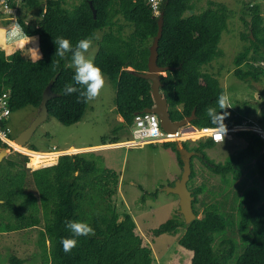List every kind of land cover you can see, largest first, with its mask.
<instances>
[{
  "label": "trees",
  "instance_id": "trees-1",
  "mask_svg": "<svg viewBox=\"0 0 264 264\" xmlns=\"http://www.w3.org/2000/svg\"><path fill=\"white\" fill-rule=\"evenodd\" d=\"M77 1L68 6V0H25L26 10L38 14L36 28L30 30L21 18L18 21L28 36L37 37L41 59H25L18 46H13L9 53L0 46V93L6 88L10 90V108L14 112L28 106L37 109L44 91L50 87L55 96L47 102L48 118H54L63 126L77 124L88 103H78L76 94H63L65 84L72 82L74 70L66 67L68 60H62L56 66L58 57L55 56L54 41L63 36L75 45L84 38L94 40L96 32L105 30L98 42L94 63L113 84L115 111L123 126L129 127L135 114L154 105L150 81L134 73L147 71L149 48L157 33L158 18L152 14L147 0ZM194 6L193 0H162L164 22L157 64L168 70L160 76V93L167 101L172 121H180L195 110V119L190 126L217 128L210 122L206 108L216 107L217 97L225 90L217 78L204 73L203 68L220 57L218 44L227 28L222 18L224 9L209 1L205 9L195 13ZM245 12L251 18L247 23L241 17L248 26V33L240 34V38L249 44L233 58L232 72L241 81L257 82L264 78V69L253 65L258 57L264 61V24L258 5L247 6ZM127 27L131 28L129 33H125ZM224 111L227 112L223 120L225 126L241 125L250 114L248 109L240 107ZM235 135L243 139L246 146L223 163L207 157L206 150L215 146L209 138L193 141L192 147L188 141H182V146L202 154L195 158L225 182L228 174L234 178L239 176L236 167L246 159H255V171L264 184L263 140L249 131H238ZM161 145L176 153L182 167L177 144L166 142ZM6 148L8 146L0 141V150ZM43 163L39 165L43 167ZM39 165H31V158L19 153L7 154L0 163L1 232L7 234L37 228L42 218L44 229L39 232L38 246L45 264H152V251L143 246L142 238L135 234L136 225L131 216L124 214L120 219L111 203L119 180L115 172L105 169L98 173L82 153L60 156L55 165L48 167H37ZM31 168L41 169L25 170ZM191 168L190 181L194 178L193 165ZM29 180L31 187L27 184ZM202 191L200 187L192 190L196 216L194 205ZM151 196L156 197V193ZM236 212L235 222H228L217 205L206 204L201 216L191 223L172 219L151 233L156 237L183 230L178 245L192 253L190 264H230L233 259V264H264V186L263 189L245 190L238 200ZM68 220L88 223L95 235L77 237V246L65 254L60 241L72 238L65 228ZM231 224L241 237L246 236L236 257L235 240L224 236L218 241L215 239ZM9 261L22 264L16 257Z\"/></svg>",
  "mask_w": 264,
  "mask_h": 264
},
{
  "label": "rangeland",
  "instance_id": "rangeland-1",
  "mask_svg": "<svg viewBox=\"0 0 264 264\" xmlns=\"http://www.w3.org/2000/svg\"><path fill=\"white\" fill-rule=\"evenodd\" d=\"M209 1L222 6L224 9L222 18L227 28L218 44L220 57L205 66L203 71L217 78L225 93L229 95L232 108L248 109L250 114L247 119L264 129V78H260L257 82L241 81L232 72L234 70L233 58L249 44L247 40L240 38V34L248 33V26L244 24L241 17L249 23L251 17L245 14L246 8L258 5L264 24V0H193V3L198 10H203L208 6ZM76 3H78L77 0H68V6ZM33 15L35 20L38 14L35 12ZM130 31V27L125 28V33ZM104 33L105 30L96 32L92 48L89 50L91 57L95 56L98 42ZM1 45L6 53H9L15 46ZM27 59L30 57L28 56ZM253 65L264 69V61L260 57L253 62ZM104 78V88L97 99L88 103V108L80 122L72 126H63L50 117L37 127L25 147L34 148L37 152H49L54 147L59 152L71 147L92 148L102 143L132 140L131 127L123 126L121 118L115 111L114 86L105 75ZM202 82H205L204 79ZM36 114L37 109L31 106L11 112L7 120L10 137L15 139L21 131L28 127ZM191 132L192 130H186L183 132L184 138H175L172 142L181 146L182 141H188V145L192 147L193 141L198 138L192 136ZM245 146L246 142L243 139L231 133L221 143L215 144L205 153L214 162L223 163ZM5 150L9 151L8 154L17 153L11 149L6 148ZM71 151L67 153H77ZM78 153H82L83 157L92 162L98 173L108 169L117 174L119 184L111 203L115 206L120 219L124 214L131 216L136 225L135 234L142 238V245L152 251V264H190L192 253L178 245L183 230L164 233L156 237L151 233L168 220L181 221L183 219L178 213V196L162 190L173 186L176 178L181 174V167L174 151L158 143L142 146L124 144L109 148L88 149ZM50 157L53 156L33 153L31 154V165H39ZM49 163L42 165L51 166ZM253 164L254 161L251 160L243 162L241 166L236 167L240 173L239 176L234 178L232 174H228L225 182L219 175L210 172L198 159L194 158L192 161L193 171H195L194 178L189 181L188 188L191 191L199 187L203 190L198 195L195 205L197 217L201 216L206 204H215L219 211L225 214L227 221L234 223L237 218L236 206L245 190L252 187L263 189L264 186L256 171L253 170ZM25 170L34 171L36 169ZM27 184L31 187L30 180ZM152 193H156V197L151 196ZM43 227L44 222L41 218L39 225L34 229L7 234L0 231V264H11L9 261L11 257L21 260L22 264H45L41 260L38 246L39 232L43 231ZM223 236L235 240L236 257L242 250L246 236L241 237L234 224L229 225L225 233L216 236L215 239L218 241ZM233 262L234 259L230 264Z\"/></svg>",
  "mask_w": 264,
  "mask_h": 264
},
{
  "label": "clouds",
  "instance_id": "clouds-1",
  "mask_svg": "<svg viewBox=\"0 0 264 264\" xmlns=\"http://www.w3.org/2000/svg\"><path fill=\"white\" fill-rule=\"evenodd\" d=\"M160 0H153V7L158 10ZM11 13V9H7ZM159 12L157 11V15ZM12 22L7 28L0 27V44L10 47L19 43L22 48L31 43L35 38L29 37L24 27L14 17ZM56 45L55 56L58 57L56 66L58 67L60 61L68 60L66 67L72 68L74 74L72 82L65 84L63 89L64 95H77L78 103H89L94 101L100 95L105 86V78L102 70L94 63V57L89 55V50L93 45V38L88 37L76 42L75 45L69 39L63 36H58L54 41ZM33 53V59L38 61L41 56L38 55V49H28ZM217 108L220 111H217ZM231 101L227 93L222 92L216 99V107L209 106L206 108L207 116L210 122L217 125L215 130V139L223 141L226 133V126L223 120L227 117L226 109H230ZM66 230L71 234L72 238H62L60 243L65 254L70 253L73 248L77 246V237L93 236L95 235L94 229L86 222L68 220L65 222Z\"/></svg>",
  "mask_w": 264,
  "mask_h": 264
},
{
  "label": "water",
  "instance_id": "water-1",
  "mask_svg": "<svg viewBox=\"0 0 264 264\" xmlns=\"http://www.w3.org/2000/svg\"><path fill=\"white\" fill-rule=\"evenodd\" d=\"M93 17H95V10L91 7ZM164 12L161 11L158 20H157V33L154 37L152 44L149 48V56L147 60V71L143 73H134L137 77L150 81L151 83V96L154 101L152 108L145 109V113L156 114L159 119V124L162 130L168 134L177 135L178 132H181L186 129L193 128L190 126V123L195 119V110L192 111L191 115L180 120L172 121L168 113V105L165 98H163L160 93L161 87V78L160 76L168 70L166 67H159L157 64L158 58V43L162 36L163 30V20ZM55 95L51 92L50 87H47L44 91L41 99V103L37 108V114L31 123L23 131H21L13 142L19 147L26 146L29 140L31 139L34 131L39 125L48 119V110L47 102L53 98ZM176 150L179 153L180 160L182 162L181 174L179 178L174 182V185L171 187H165L162 190L166 193L175 194L179 198V210L178 213L183 217L185 224L191 223L196 219V214L193 210V200L192 191L188 188V183L191 176V165L192 159L195 157H202V154L195 151H190L183 146H177ZM9 151L5 149L0 150V163L7 156ZM70 154V153H67ZM1 203V201H0Z\"/></svg>",
  "mask_w": 264,
  "mask_h": 264
},
{
  "label": "built area",
  "instance_id": "built-area-1",
  "mask_svg": "<svg viewBox=\"0 0 264 264\" xmlns=\"http://www.w3.org/2000/svg\"><path fill=\"white\" fill-rule=\"evenodd\" d=\"M25 2V0H0V11L2 13H8L7 9H11V13L16 18V13L19 7ZM149 8L152 14L158 18L161 13V3L159 2L158 10L153 7V0H147ZM157 11L159 14L157 15ZM12 20V19H11ZM11 114L10 108V90L8 88L4 89L0 93V141L8 146L7 149H11L23 156H26L27 153L33 152L38 153L39 155L47 154H57L55 160L57 161L60 156L67 154V151L57 152L55 148H52V151L49 152H37L32 151L31 149L26 148L25 146L19 147L14 144L13 139L10 137L9 129L7 127V120ZM216 128L202 127L197 129L193 127L192 136L199 138H209L215 144L221 143L215 139ZM238 131H251L259 135L261 139L264 137V132L258 128L257 125L253 124L250 120L243 122L238 126H226V133L224 138L228 137L231 133H236ZM131 134L132 140L127 141L125 145L127 146H136V145H146V144H158L172 142L175 138H184L182 132H178L177 135L168 134L162 130L159 124V119L156 114L140 112L134 115L133 122L131 124ZM224 140V139H223ZM264 140V139H263ZM55 161V162H56Z\"/></svg>",
  "mask_w": 264,
  "mask_h": 264
},
{
  "label": "crops",
  "instance_id": "crops-1",
  "mask_svg": "<svg viewBox=\"0 0 264 264\" xmlns=\"http://www.w3.org/2000/svg\"><path fill=\"white\" fill-rule=\"evenodd\" d=\"M194 11H195V13H198V12H200L201 10L199 9H197L196 8V6H194ZM35 12L34 11H28V10H26V8L23 6V4L19 7V9H18V11H17V13H16V19L18 20V18H21L23 21H24V23H25V25H27V26H29L30 27V30H34L35 28H36V25H35V23H36V21H37V18H38V15H37V18L34 20L33 19V14H34ZM13 14L12 13H2V16L0 17V27H2V28H7L8 26H9V24L12 22V16ZM34 20V21H33ZM29 37H33V38H35L31 43H29L28 45H26V47L25 48H22L20 45H19V43H17V44H15V46L17 45L20 49H21V51H22V53H23V56H24V58L25 59H27L28 58V56L30 57V59L29 60H32V61H34V59L32 58L33 57V53L31 52V51H28V49H38V47H37V37L36 36H29ZM0 46H2L1 44H0ZM4 46V45H3ZM5 47V46H4ZM26 55H28V56H26ZM38 55H40V52L38 51ZM119 118H120V116H119ZM122 120V119H121ZM129 127H131V125L129 126ZM258 128L260 129V130H262L263 132H264V129L263 128H261V127H259L258 126ZM193 128H190V129H186V130H192ZM186 130H183V131H181L182 133L183 132H185ZM249 132H251V131H249ZM256 134V133H255ZM263 140V139H262ZM127 142V141H126ZM126 142H117V143H110V144H105V145H99V146H94V147H92V148H90V147H87V148H79V149H76V148H73V147H71L70 149H67V150H63L64 152H66V151H71V150H73V152H82V151H86V150H88V149H97V148H109V147H116V146H120V145H124V144H126ZM263 143H264V140H263ZM219 144V143H218ZM178 146V145H177ZM181 146H182V143H181ZM248 160H251V161H254V169L253 170H255V159H252V158H250V159H246L245 161H248ZM244 161V162H245ZM55 163H57V161L55 162ZM241 166V165H240ZM44 168V167H43ZM37 170V169H36ZM195 172V171H194ZM179 177H177L176 179H178ZM119 184V183H118ZM196 205V204H195ZM194 205V206H195ZM190 252V251H189ZM192 257V256H191Z\"/></svg>",
  "mask_w": 264,
  "mask_h": 264
},
{
  "label": "bare ground",
  "instance_id": "bare-ground-1",
  "mask_svg": "<svg viewBox=\"0 0 264 264\" xmlns=\"http://www.w3.org/2000/svg\"><path fill=\"white\" fill-rule=\"evenodd\" d=\"M184 134L187 135V134H189V133H184ZM263 134H264V133H263ZM263 139H264V137H263ZM31 154H33V152H29V153H27L26 156H28V157L31 158ZM49 155H52L53 157L48 158V160H46V161H49L51 164H54L55 161H56V160H55V157H57V154H49ZM46 161H45V162H46ZM50 163H49V164H50ZM51 164H50V165H51ZM44 166H45V165H44ZM44 166H43V167H44ZM40 167H41V166H40Z\"/></svg>",
  "mask_w": 264,
  "mask_h": 264
}]
</instances>
